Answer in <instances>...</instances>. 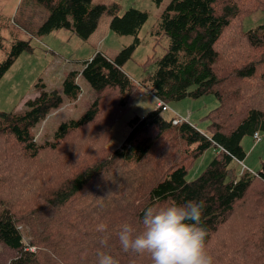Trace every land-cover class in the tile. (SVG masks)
Masks as SVG:
<instances>
[{
    "label": "trees",
    "instance_id": "obj_1",
    "mask_svg": "<svg viewBox=\"0 0 264 264\" xmlns=\"http://www.w3.org/2000/svg\"><path fill=\"white\" fill-rule=\"evenodd\" d=\"M30 1L48 11L39 34L68 29L86 40L107 14L113 33L134 39L114 59L96 53L80 73L68 72L62 93L36 84L38 95L22 112L0 111V264H98L100 252L118 264H151L147 255L121 250L119 229L139 228L146 207L187 201L205 204L200 226L214 264H264V163L255 173L234 166L245 159L243 138L264 132V111L255 106L259 98L264 106V26L242 29L246 16L264 11V0H169L155 26L167 49L146 61L153 71L140 82L123 65L140 44L146 12L119 15L116 4L91 0ZM25 50L28 42L14 43L0 80ZM79 74L93 100L38 143L33 130L63 96L78 99ZM145 91L166 104L213 95L218 105L207 115V133L188 121L173 125L175 117L156 108L128 121L123 143L111 150L113 124ZM211 147L205 171L187 181ZM101 223L105 232L97 231Z\"/></svg>",
    "mask_w": 264,
    "mask_h": 264
},
{
    "label": "rangeland",
    "instance_id": "obj_2",
    "mask_svg": "<svg viewBox=\"0 0 264 264\" xmlns=\"http://www.w3.org/2000/svg\"><path fill=\"white\" fill-rule=\"evenodd\" d=\"M168 1L162 0L158 5L156 0H91V6L110 7L116 4L119 15L129 8L148 14V19L138 35L140 44L123 65V71L134 82L142 81L153 71L152 66L145 65L146 61L154 56L160 57L167 49V38L160 36L155 26ZM47 16L46 9L33 4L30 0H0V36L3 45L0 49V63L7 58L15 42L26 41L30 46V50H25L16 57L0 80L1 112H22L25 102L38 95L36 84L43 83L47 90L62 93V84L68 72L80 73L84 63L96 53L114 59L134 39L133 36L113 33L109 27L111 17L107 14L99 17L96 30L86 40L68 29L39 34L38 30ZM259 26H264V11H254L242 21L243 31ZM76 83L81 89L78 99L71 101L63 96L61 105L33 130L38 143L51 141L61 123L80 118L86 110V105L93 100V91L80 74L76 78ZM261 102L259 98V103L255 106L264 111ZM217 105L218 101L213 95L197 99L185 98L167 102L168 111L162 112V115L167 119L183 116L199 131L207 133L209 125L207 115ZM155 109L156 100L153 96L143 94L134 98L130 107L113 124L109 148L113 150L123 143L128 133V121L135 117L143 118ZM259 134L258 140H254L252 136L243 138L241 145L245 159L234 164L239 172L246 170L255 173L261 169L264 163V132L259 131ZM214 156L213 148L207 149L189 168L186 180L191 181L201 175Z\"/></svg>",
    "mask_w": 264,
    "mask_h": 264
},
{
    "label": "clouds",
    "instance_id": "obj_3",
    "mask_svg": "<svg viewBox=\"0 0 264 264\" xmlns=\"http://www.w3.org/2000/svg\"><path fill=\"white\" fill-rule=\"evenodd\" d=\"M204 208L203 201L146 207L139 228L125 223L119 229L120 248L124 253L147 255L151 264H214L206 249L207 231L200 226ZM106 230V224L97 227L98 232ZM98 264L118 261L100 252Z\"/></svg>",
    "mask_w": 264,
    "mask_h": 264
},
{
    "label": "built area",
    "instance_id": "obj_4",
    "mask_svg": "<svg viewBox=\"0 0 264 264\" xmlns=\"http://www.w3.org/2000/svg\"><path fill=\"white\" fill-rule=\"evenodd\" d=\"M145 94H149L152 96V94H150L148 91H145L144 92ZM156 100V108H160L162 111H168V106L166 103H164L163 101L159 100V99H155ZM187 119L186 118H176L173 120L172 124L173 125H176L178 123H181V122H186ZM253 139L254 140H258L259 139V135L258 133H255L253 135Z\"/></svg>",
    "mask_w": 264,
    "mask_h": 264
},
{
    "label": "crops",
    "instance_id": "obj_5",
    "mask_svg": "<svg viewBox=\"0 0 264 264\" xmlns=\"http://www.w3.org/2000/svg\"><path fill=\"white\" fill-rule=\"evenodd\" d=\"M188 117V116H187ZM182 118H183V116H182ZM189 120V119H188ZM213 152L215 153V151L213 150Z\"/></svg>",
    "mask_w": 264,
    "mask_h": 264
}]
</instances>
